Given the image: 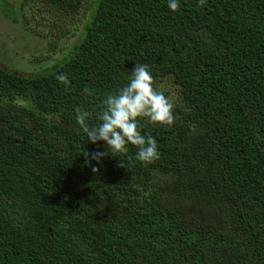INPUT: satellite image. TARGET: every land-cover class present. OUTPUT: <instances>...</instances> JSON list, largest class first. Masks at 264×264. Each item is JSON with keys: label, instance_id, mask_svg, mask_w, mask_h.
<instances>
[{"label": "trees", "instance_id": "trees-1", "mask_svg": "<svg viewBox=\"0 0 264 264\" xmlns=\"http://www.w3.org/2000/svg\"><path fill=\"white\" fill-rule=\"evenodd\" d=\"M87 1H27L73 43L0 63V264H264V0ZM135 64L177 88L172 127L138 118L160 158L86 164L76 109L96 123Z\"/></svg>", "mask_w": 264, "mask_h": 264}, {"label": "clouds", "instance_id": "clouds-1", "mask_svg": "<svg viewBox=\"0 0 264 264\" xmlns=\"http://www.w3.org/2000/svg\"><path fill=\"white\" fill-rule=\"evenodd\" d=\"M205 0H198L203 4ZM23 3L17 5L14 18L19 24L17 14L19 8L25 11ZM170 11H176L179 0H167ZM25 20H23L24 23ZM56 80L64 85L70 83L66 73H57ZM174 105L163 91H158L153 86V76L146 64H135L130 71L128 82L115 93L106 95L102 101L97 122L89 124V112L76 109V124L79 131L86 135L88 143L103 142L106 152H84L85 163L95 160L97 163L107 154H125L129 145L134 146L135 159L144 164H151L160 158L158 141L151 134L141 133L138 118H146L153 125H166L172 127L175 122ZM120 166H124L120 163ZM92 171L96 172L95 166Z\"/></svg>", "mask_w": 264, "mask_h": 264}, {"label": "rangeland", "instance_id": "rangeland-1", "mask_svg": "<svg viewBox=\"0 0 264 264\" xmlns=\"http://www.w3.org/2000/svg\"><path fill=\"white\" fill-rule=\"evenodd\" d=\"M27 1L29 0H10L13 7ZM88 2L89 0L85 5L87 9ZM0 7H3L2 3H0ZM85 12L88 14L89 11L85 9ZM30 16L31 9L26 8L23 12L19 8L17 18L20 22L13 24L0 14V63L4 67L23 72L37 71L41 66L58 58L59 51L73 43V40H63L54 50H50L49 45L52 43L50 34L53 33L54 27L49 29L46 26L38 31L40 25V21H38L26 29L23 20ZM47 32H49V37L46 35ZM158 88L168 91L170 100L176 99L177 88L168 80L162 79Z\"/></svg>", "mask_w": 264, "mask_h": 264}, {"label": "flooded vegetation", "instance_id": "flooded-vegetation-1", "mask_svg": "<svg viewBox=\"0 0 264 264\" xmlns=\"http://www.w3.org/2000/svg\"><path fill=\"white\" fill-rule=\"evenodd\" d=\"M2 4H3V7H0V14L1 15L5 14L7 18L10 15L13 16L14 11L18 8L17 5L15 7H13L12 3L10 2V0H8V1L5 0V1L2 2ZM22 6H23V8L25 10H26V8H29V5H28L27 2H24ZM7 18H5V19L8 20ZM8 21L11 22V19L8 20ZM23 24L25 25L26 29H29V27L31 26L30 21H28L26 19H25ZM43 27H46L45 23H41L40 22L38 31H40ZM46 35L49 37V32H47Z\"/></svg>", "mask_w": 264, "mask_h": 264}]
</instances>
